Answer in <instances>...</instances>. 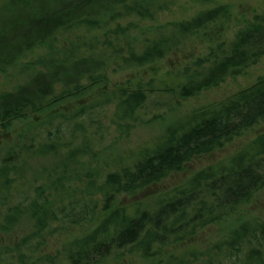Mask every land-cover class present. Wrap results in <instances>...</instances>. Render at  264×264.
I'll list each match as a JSON object with an SVG mask.
<instances>
[{
  "label": "trees",
  "instance_id": "1",
  "mask_svg": "<svg viewBox=\"0 0 264 264\" xmlns=\"http://www.w3.org/2000/svg\"><path fill=\"white\" fill-rule=\"evenodd\" d=\"M170 5V0L0 4V73L49 47L28 83L0 94V131L101 93L72 114L55 113L28 125L0 147V264H264L261 218L242 221L205 248L169 252L226 221L264 190V133L169 191L124 202L264 122V76L182 118L147 119L153 108L168 107L171 114L170 102L218 88L264 57V10L232 42L224 39L229 6L189 20L141 25L157 22ZM68 30L101 35L56 48ZM197 38L208 43L206 53L176 75L153 72L149 80H129L111 93L103 89L110 70L153 67ZM152 123L163 124L157 138L121 149L137 129ZM84 224L95 225L56 254H42L59 229Z\"/></svg>",
  "mask_w": 264,
  "mask_h": 264
},
{
  "label": "rangeland",
  "instance_id": "2",
  "mask_svg": "<svg viewBox=\"0 0 264 264\" xmlns=\"http://www.w3.org/2000/svg\"><path fill=\"white\" fill-rule=\"evenodd\" d=\"M4 2L5 0H2L0 1V4L2 5ZM170 3V10L162 13L157 22L154 24L143 23L141 25L160 26L171 22L189 20L202 11L214 9L218 6H229L232 17L231 20L225 24L226 33L224 39L228 42H232L235 39L237 32L243 29L255 15L261 14L264 10V0H170ZM127 22L128 21H124L122 24L125 25ZM100 35L101 33L96 32L85 33L82 31L68 30L59 35L55 47L61 48L63 45H68L70 41H75L78 37L92 39L95 36ZM207 46L208 43L204 38H197L187 43L179 52L169 56L153 67H147L138 71L130 70L118 73H114L110 70L109 82L103 89L106 92L111 93L129 80L133 83L140 80H149L155 74H153V72H158L159 76H165L170 72L176 75L196 58L202 57L206 53ZM48 50L49 47L36 49L32 53H28L22 57L6 72L0 73V94L13 92L17 87L28 83L40 70V67L35 65V63H37L40 58L47 55ZM261 76H264V57L257 65L245 70L241 75L229 77L220 87L203 92L197 97L188 100H180L178 103L175 101L170 102L168 99H162L161 101L165 100L170 102L171 108L174 109V112L169 114L168 107L158 110L153 108V110L149 112L151 114L147 115V119L152 118L154 115H163L168 122L174 118H182L197 108L224 100L236 92L249 87ZM100 95V90H95L87 97V99H82L83 101L80 100V102H83L82 104L78 101L66 102L63 103L58 110L44 113L43 117L32 116L28 122L15 123L14 128L9 132L0 131V147L13 142L17 135L26 129L28 125L37 123L43 120L46 116L54 115L55 113L72 114L77 109V106L78 108H81L86 106V104L88 105V103L98 101ZM162 128L163 124L160 123H152L147 127L139 128L130 138L126 139L124 143H121L120 147L121 149H133L142 146L157 138L162 133ZM262 133H264V122L248 130L243 136L227 144L223 149L193 160L186 165L182 172L171 175L161 183L144 190L136 198L126 199L127 201L124 202L139 200L149 195H157L169 191L184 183L196 172L227 159ZM253 218L264 219V190L255 197L253 202L242 207L235 215L226 221L200 231L196 237L181 245L172 247L169 252L181 253L188 248H205L207 245L224 237L231 228H235L242 221ZM94 225L95 224H84L78 227L59 229L60 231L57 234L48 239L45 248L42 249V254H56L61 251L66 242L87 233L92 227H94ZM54 227H56V225ZM136 264L145 263L143 261H137Z\"/></svg>",
  "mask_w": 264,
  "mask_h": 264
}]
</instances>
